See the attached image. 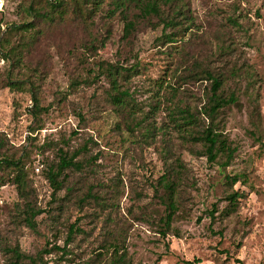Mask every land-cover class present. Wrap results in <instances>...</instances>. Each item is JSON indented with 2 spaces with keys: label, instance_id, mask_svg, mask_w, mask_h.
Listing matches in <instances>:
<instances>
[{
  "label": "rangeland",
  "instance_id": "1",
  "mask_svg": "<svg viewBox=\"0 0 264 264\" xmlns=\"http://www.w3.org/2000/svg\"><path fill=\"white\" fill-rule=\"evenodd\" d=\"M59 1L61 15L48 7L53 0H6V21L32 22L39 34L24 35L37 37L33 48L19 63L11 56L0 74V264H15L14 248L37 264H118L114 248L125 253L120 264H264V0H179L140 20L128 42L115 0ZM175 12L179 25L165 28ZM21 35L8 33L6 50ZM104 64L127 71L122 112ZM199 66L229 78L225 92L238 99L222 126L235 148L227 166L221 156L207 162L188 141L190 128L170 114L179 106L204 118L210 82L188 76ZM10 79L23 89L5 87ZM60 154L77 166L55 191L47 174ZM3 160L23 166L33 227ZM177 160L179 210L164 238L158 181ZM227 176L240 180L230 185ZM71 225L65 254L37 259L65 247Z\"/></svg>",
  "mask_w": 264,
  "mask_h": 264
},
{
  "label": "trees",
  "instance_id": "2",
  "mask_svg": "<svg viewBox=\"0 0 264 264\" xmlns=\"http://www.w3.org/2000/svg\"><path fill=\"white\" fill-rule=\"evenodd\" d=\"M177 1L179 0H115L112 12H118L124 22L122 39L128 42L134 34L137 24L140 23V20H146L150 16L160 17L161 7H171L172 4H175ZM97 2L99 1H96L95 4H97ZM47 5L52 11H58V15L63 13V3L61 1L53 0V2L47 3ZM32 12L33 15L38 19L45 20V13L39 14L29 7L28 13L32 14ZM6 14L7 12L5 11V13L0 17V58L4 59L5 63H7L9 62V58L12 56L19 63L21 60H23L25 54H27L33 48V45L35 44L34 42L37 39L35 36L26 38L24 35L31 32L35 35L39 33L35 30L34 23L24 22L19 26H15L12 21H6ZM178 14L179 12H175L169 20L163 21L164 27H177L179 23L175 22V16ZM11 32H22V35L16 46L6 50V47L9 44L6 37L7 34ZM100 69L102 73L110 79L112 101L122 112L123 109L129 105L130 97L126 90H121V84L119 81L120 79H123L124 81L127 71H125V69L119 64H107L106 66L101 65ZM3 71V69H0V74L3 73ZM188 76H199L203 80L210 82L209 92L206 96V104L202 107V112L200 113L202 116H204V118L200 119V117L191 110L179 106H175L170 114L174 117L180 118L178 128H190L188 141L192 144H199L202 146V153L206 157L207 162L210 164H215L217 163V159L221 156L224 161L219 165L227 166L233 158L235 148L231 147L228 138L223 134L222 126L224 123L226 109L233 105H238V99L235 94L225 92V82L229 78H224L222 74L216 73L209 68L200 66L198 68L190 69V74ZM20 84V82H15L10 79L7 81L5 87L9 88L10 90H21L23 88L20 87ZM31 100L33 106L30 110V113L33 117L38 118L43 110L39 106V102L34 95H32ZM74 157L75 156L68 157L66 154H60L57 164L54 168H52V170L48 172L47 178L55 191L60 188V183H58L57 180L63 171L65 169L75 168L77 166V164L73 162ZM1 163L14 168L15 175L12 179V182L14 185H16L18 194L24 203V212L26 213L25 219L27 220L28 225L33 227V219L36 214L32 210L30 201L26 195L28 186L22 174L23 166L19 161L3 160ZM182 171L183 165L179 160H177L176 168L161 176L158 181L159 187L163 190V195L160 197V202L165 208V216L160 219L159 234L164 238L167 231L170 229L172 222L174 221L177 211L179 210L177 187ZM239 180L240 179L237 176L226 177V182L230 185L236 184ZM237 197H239V195L236 193L228 196L230 205L233 208L235 207ZM76 231L77 228L75 226H69L65 240V247L60 248L58 246H52L50 250H43L42 252H39L37 259L41 258V254L43 253L50 254L52 250L60 251L65 254L66 245L71 242L72 236ZM10 253L15 264H26V261L28 264H37L36 259L21 254L18 248L11 249ZM114 253L117 255L118 264L123 262L125 253L118 254L117 248H114Z\"/></svg>",
  "mask_w": 264,
  "mask_h": 264
},
{
  "label": "built area",
  "instance_id": "3",
  "mask_svg": "<svg viewBox=\"0 0 264 264\" xmlns=\"http://www.w3.org/2000/svg\"><path fill=\"white\" fill-rule=\"evenodd\" d=\"M6 11V0H0V17L2 14H4ZM6 63L5 60L0 58V69H3L5 67Z\"/></svg>",
  "mask_w": 264,
  "mask_h": 264
}]
</instances>
